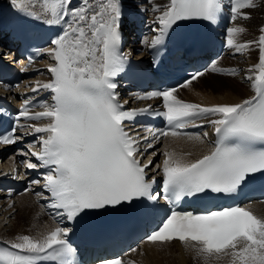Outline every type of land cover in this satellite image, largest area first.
Returning <instances> with one entry per match:
<instances>
[{
	"label": "snow or ice",
	"instance_id": "obj_1",
	"mask_svg": "<svg viewBox=\"0 0 264 264\" xmlns=\"http://www.w3.org/2000/svg\"><path fill=\"white\" fill-rule=\"evenodd\" d=\"M10 3L28 17L60 26L56 37L50 40L52 47L43 49L54 61L47 69L51 80L37 83L34 88V91L49 90L51 103L45 102L42 111L30 113L26 101L13 126L6 134H0V144L5 145L23 139L22 135H16L18 127L29 129L30 134H41L36 140L41 145L39 151L21 153L23 157H35L37 163L30 159H22L21 163L28 169L47 170L43 173V188L50 193L48 207L58 210L57 216L75 222L91 212L109 208L138 205L148 208L151 207L148 202L159 198L174 206L184 198L233 195L255 174L264 173V34L258 41L240 43L238 37L245 29L227 28L229 48L243 53L255 44L259 51V62L246 76L254 92L250 98L239 103L201 106L178 99L174 94L177 88L140 97L162 98L164 110L154 114L164 117L172 129L185 128L189 122L203 118L216 133L214 147L197 159H186L171 151L163 153L162 165H155L162 175L161 193L155 191V177L146 172L152 162L142 164L138 158L142 155L140 140L125 130V121L134 119L137 111L124 110L116 91L119 85L115 78L124 71L127 62V56L121 52L122 28L129 12H141V3L138 0H80L79 4L73 0H10ZM257 6L256 0H230L231 21L250 19V14L242 10ZM223 7L222 0H168L155 5L153 11L159 15L153 20L156 27L150 30L158 35L151 41V47L164 43L181 22L216 21ZM260 31L264 33V28ZM205 71L194 73L178 87L192 83ZM211 71L239 74L237 69L219 68L215 62ZM21 118L47 123L22 125ZM148 131L155 140L181 135L175 130H160L158 135L153 129ZM27 147L32 149L35 143ZM152 147L153 142L148 141L147 148ZM31 183L39 184L40 180ZM71 231L69 227L57 226L42 238L18 235L14 240L0 241L6 245L0 246V264H77L73 258L75 249L68 240ZM145 239L152 244L183 242L205 259L227 255L231 264H264V218L241 205L204 214L169 208ZM99 264L133 262L116 258Z\"/></svg>",
	"mask_w": 264,
	"mask_h": 264
},
{
	"label": "bare ground",
	"instance_id": "obj_2",
	"mask_svg": "<svg viewBox=\"0 0 264 264\" xmlns=\"http://www.w3.org/2000/svg\"><path fill=\"white\" fill-rule=\"evenodd\" d=\"M167 2L168 0H151V2H148L154 17L158 16L159 13L154 12L153 7L155 5H163ZM256 3L259 5L257 8L242 10L243 12L250 14V19H237L231 26H239L245 29V32L238 37V42L240 43H246L247 41L253 40L258 41L260 27H264V2H262V0H256ZM13 10L14 7H12L10 0H0V21L8 20L13 13ZM254 32H258V37H256ZM238 54L239 56L234 58L225 56L221 62V64L224 65L239 63V65L245 67L241 68L242 74L237 75L235 80H231L230 82L224 81L219 86H216L214 83L215 86H206L204 83L202 86L199 84L197 85L196 83L200 82L204 76L211 73L206 71L203 76L193 80L194 83L192 82L193 84L191 86L181 89L182 97L206 103L217 102L219 104H232L238 103L252 95L253 90L251 89L250 82L246 79V76L250 74L248 70L254 66L255 62L259 61L258 48L253 44L249 50ZM246 59L250 60V62ZM46 72V69H44L42 74L46 75ZM23 88L24 86H21V89ZM196 91H200L201 93L195 95ZM208 91H210L211 94H209ZM217 91L218 94H212ZM220 94L224 95L220 96ZM42 107L36 109V111H42ZM44 123H47V121L35 122L36 125H42ZM208 148L209 143L206 138H200L197 140L195 137L168 139L164 146V150L175 152L177 156H183L190 160L196 159ZM162 152L164 153L163 150ZM10 162L11 160H8V163ZM6 164L7 161L0 163V172ZM256 209L261 216L264 217V202L257 204ZM48 223V216L41 211L31 193L14 197L12 204L0 200V237L7 241L14 240L18 235H31L35 238H42L45 228L48 227ZM128 261L133 262V264H231L228 256L223 260H216L214 262L199 258L196 256L194 250L175 240L166 244L148 243L143 248H140L138 253L130 255Z\"/></svg>",
	"mask_w": 264,
	"mask_h": 264
},
{
	"label": "rangeland",
	"instance_id": "obj_3",
	"mask_svg": "<svg viewBox=\"0 0 264 264\" xmlns=\"http://www.w3.org/2000/svg\"><path fill=\"white\" fill-rule=\"evenodd\" d=\"M258 5V4H257ZM259 6V5H258ZM13 7V6H12ZM257 8V7H256ZM239 20H242V19H240L239 18ZM253 30V29H252ZM255 33V32H254ZM256 34V37H258V32L257 33H255ZM247 60V59H246ZM248 62H250V60H247ZM239 75V74H238ZM207 76V77H206ZM206 76H204L203 78H202V80L200 81V82H198V83H196L197 85L199 84L200 86H202V84L204 83L206 86H209V85H216V86H219V85H221L224 81L225 82H230L231 80H235V78H237V75H228V74H212V73H210V74H208V75H206ZM219 80V81H218ZM240 80V79H239ZM214 81H216V82H214ZM209 82V83H208ZM214 83V84H213ZM214 85V86H215ZM209 92V94H211L210 93V91H208ZM199 93H201L200 91H196V94L195 95H197V94H199ZM206 93H207V91H206ZM212 94H218V91L217 92H215V93H212ZM225 94V93H224ZM224 94H220V96H223Z\"/></svg>",
	"mask_w": 264,
	"mask_h": 264
}]
</instances>
